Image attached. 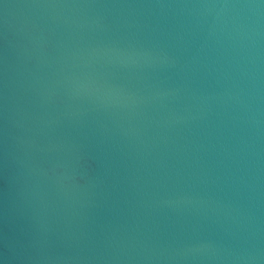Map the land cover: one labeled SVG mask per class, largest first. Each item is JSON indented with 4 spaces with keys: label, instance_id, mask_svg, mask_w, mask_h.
Instances as JSON below:
<instances>
[{
    "label": "water",
    "instance_id": "water-1",
    "mask_svg": "<svg viewBox=\"0 0 264 264\" xmlns=\"http://www.w3.org/2000/svg\"><path fill=\"white\" fill-rule=\"evenodd\" d=\"M0 264H264V0H0Z\"/></svg>",
    "mask_w": 264,
    "mask_h": 264
}]
</instances>
